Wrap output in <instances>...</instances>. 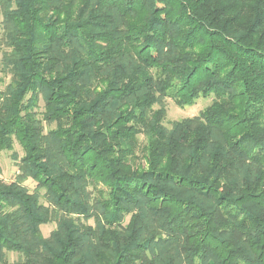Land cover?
Instances as JSON below:
<instances>
[{
    "label": "trees",
    "instance_id": "trees-1",
    "mask_svg": "<svg viewBox=\"0 0 264 264\" xmlns=\"http://www.w3.org/2000/svg\"><path fill=\"white\" fill-rule=\"evenodd\" d=\"M0 9V264H264V0Z\"/></svg>",
    "mask_w": 264,
    "mask_h": 264
},
{
    "label": "rangeland",
    "instance_id": "rangeland-1",
    "mask_svg": "<svg viewBox=\"0 0 264 264\" xmlns=\"http://www.w3.org/2000/svg\"><path fill=\"white\" fill-rule=\"evenodd\" d=\"M2 13L0 9V36L2 34ZM212 102V99H200L196 105L192 107L181 108L178 106L172 99L166 100L167 106V118L165 121L166 126L171 127V124L175 121H181L183 119L191 118L197 116L203 111L207 106H209ZM14 151L18 154V158L20 159L23 156V151L19 144H15ZM9 151H0V179L4 182L10 183L17 178L19 174V170L17 167L18 161H14L12 158V153ZM24 185L29 189L31 193L35 192L37 183L28 180L24 183ZM44 194V191H41ZM42 202H45V199L42 197ZM90 224L94 225V220L89 221ZM56 228V224H47L42 226V232L45 237H49L51 232ZM17 254L10 253L9 254V261L14 262L18 259Z\"/></svg>",
    "mask_w": 264,
    "mask_h": 264
}]
</instances>
